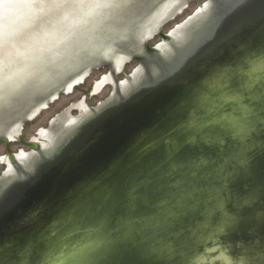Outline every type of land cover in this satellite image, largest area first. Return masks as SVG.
Wrapping results in <instances>:
<instances>
[{
  "label": "snow or ice",
  "instance_id": "1",
  "mask_svg": "<svg viewBox=\"0 0 264 264\" xmlns=\"http://www.w3.org/2000/svg\"><path fill=\"white\" fill-rule=\"evenodd\" d=\"M260 72L235 81L230 94L209 93L182 124L146 145L144 150L152 156L140 173L143 179L138 177L108 195L110 213H118L121 223L144 234L159 228L169 231L190 216L203 218L197 231L211 229L215 234L233 226L238 215L234 209L251 202L230 208L224 181L236 163H244L256 137L264 136V68ZM93 219L90 211L71 212L56 242L71 244L80 258L90 259L108 223L105 218L95 227H86ZM182 247L166 244L151 252L162 261L180 257V264H186L189 257Z\"/></svg>",
  "mask_w": 264,
  "mask_h": 264
}]
</instances>
